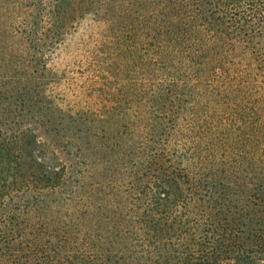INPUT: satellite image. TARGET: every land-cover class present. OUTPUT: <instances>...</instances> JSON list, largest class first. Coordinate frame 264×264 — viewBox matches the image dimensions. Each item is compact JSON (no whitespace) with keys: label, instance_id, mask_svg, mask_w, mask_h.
I'll return each instance as SVG.
<instances>
[{"label":"trees","instance_id":"obj_1","mask_svg":"<svg viewBox=\"0 0 264 264\" xmlns=\"http://www.w3.org/2000/svg\"><path fill=\"white\" fill-rule=\"evenodd\" d=\"M3 5L13 22L7 31L30 58L23 82L0 70V264L264 262V0ZM106 8L155 39L157 69L168 81L155 88L140 127L114 107L123 111L107 130L110 106L104 115L62 108L39 81L65 14L76 20ZM1 40V65L17 63L5 54L16 45ZM169 93L173 103L183 93L197 98L190 117L205 109L202 142L189 150L166 144L169 128L179 132L175 119L166 121ZM138 128L147 130L141 140ZM113 130L133 144L111 158ZM44 138L52 149L41 155Z\"/></svg>","mask_w":264,"mask_h":264},{"label":"rangeland","instance_id":"obj_2","mask_svg":"<svg viewBox=\"0 0 264 264\" xmlns=\"http://www.w3.org/2000/svg\"><path fill=\"white\" fill-rule=\"evenodd\" d=\"M7 12L3 0H0V26H5L6 31L13 25L12 19L7 17ZM117 15L116 10H112V8H106L99 12L97 16L87 14L76 20L75 12L67 16L65 14L66 25L57 28L59 32L55 41L50 43L47 40L50 45L47 43L45 49L46 66L42 70L44 76L39 80L44 86L48 87L49 92L53 95V100L62 108L75 111L76 108L84 106L98 110V113L104 115L106 106H110L112 112L109 113L108 111V124H102L107 130H111V126L108 127V125H112L117 112L122 110L120 108L113 110L114 107L125 109V121L130 117L135 125L140 127L143 124V116H147L148 110L152 109V93L155 88L159 85H168V81L166 82L162 78L163 74L158 72L157 68L159 66L155 60L156 55L152 52L151 47L155 39L151 38L150 35L143 34L146 30L140 32L139 24L133 23L131 18L123 15L118 17ZM19 20L21 19L15 20L14 23ZM0 38L4 41L8 39L9 43L16 45L14 51L9 50L5 54L13 53L19 59L17 63L13 62V64H7L6 66L1 65L3 59H0V70L10 74V76L20 77L23 82L24 78L21 74L24 69H28L26 63L23 62L25 58H30L24 54L22 55L23 51L17 50L18 47L24 44L23 40L21 37L13 39L10 31H7L5 35H0ZM16 40L17 42L14 43ZM31 67L36 68L35 65ZM169 94L171 95L169 99L172 102H168L165 109L166 121L168 123L175 119L177 124L174 129H178L179 132L175 133L171 130L172 128H169L170 132L166 144L170 149L179 146L181 149L189 150L192 143H194L193 140L197 141L198 144L202 142L203 124L206 120L203 119V110L205 109L200 107L199 114H196L195 118L190 117L191 112L194 110L193 106L198 104L197 98L190 99L192 94L183 93L181 96L178 95L175 103H173L174 94ZM165 101L167 102V100ZM201 103H205L204 100ZM114 104L116 105L114 106ZM176 105L182 108L178 116L175 109ZM154 115H156V112H154ZM58 118H60L58 115H54L52 121L57 122ZM190 121L200 123L198 125L197 122L191 123ZM188 123H191L192 126ZM34 127L37 135L42 136L40 128ZM98 130L100 128L96 127L95 131ZM146 131V128H138L134 133V137H139L136 140H141L147 135ZM112 136L111 140L114 148L113 153L109 151V154L112 153L113 155L111 158L118 156L119 154L116 153H121V148L130 149L128 146L133 144L128 139L127 134L125 136L117 135L113 130L110 137ZM44 139L49 144L38 147V150L42 151L41 155H46L52 149L51 143L53 142L47 138ZM57 153L58 157H61L60 153ZM46 161L52 162L53 160ZM221 264H232V262L224 261ZM260 264H264V262Z\"/></svg>","mask_w":264,"mask_h":264}]
</instances>
